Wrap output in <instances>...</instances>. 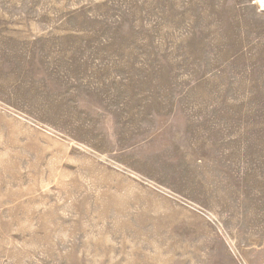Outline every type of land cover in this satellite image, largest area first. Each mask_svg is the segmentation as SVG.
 <instances>
[{
    "label": "rangeland",
    "instance_id": "374dc122",
    "mask_svg": "<svg viewBox=\"0 0 264 264\" xmlns=\"http://www.w3.org/2000/svg\"><path fill=\"white\" fill-rule=\"evenodd\" d=\"M264 0H0V264H264Z\"/></svg>",
    "mask_w": 264,
    "mask_h": 264
},
{
    "label": "bare ground",
    "instance_id": "6f19581e",
    "mask_svg": "<svg viewBox=\"0 0 264 264\" xmlns=\"http://www.w3.org/2000/svg\"><path fill=\"white\" fill-rule=\"evenodd\" d=\"M260 3H261V5L264 7V1H261Z\"/></svg>",
    "mask_w": 264,
    "mask_h": 264
}]
</instances>
